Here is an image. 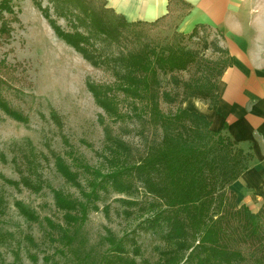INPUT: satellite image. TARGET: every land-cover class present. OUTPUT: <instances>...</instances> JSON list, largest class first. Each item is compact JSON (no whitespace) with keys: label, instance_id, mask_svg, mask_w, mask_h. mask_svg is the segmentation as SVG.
Segmentation results:
<instances>
[{"label":"rangeland","instance_id":"374dc122","mask_svg":"<svg viewBox=\"0 0 264 264\" xmlns=\"http://www.w3.org/2000/svg\"><path fill=\"white\" fill-rule=\"evenodd\" d=\"M98 5L101 4L89 0H0V194L4 200L0 232L8 235L0 243V264H44L46 256L47 264L75 262L63 244L64 254L56 253L60 245L46 235L50 231L46 219L63 222L53 190L81 200L89 190L90 179L153 153L163 145L166 134L173 139V128L163 129L153 116V104L167 117L185 109L187 99L210 105L215 99L217 79L229 63L226 43L215 28L197 24L183 31L177 27L180 5L175 6L178 12L132 26V30L140 32V37L132 38L126 33L129 26L120 27L118 17L102 13ZM101 20L114 28L104 27ZM52 22L64 36L78 31L86 37L81 46L95 54L93 60L58 36ZM121 28L126 37L121 34L119 40ZM120 41L133 52L143 44L155 47L157 54L177 51V58L171 62L176 64L177 55L186 61L166 71L149 56L156 66L150 90L156 89V94L152 97L140 92L138 97L111 89L107 95L116 101L117 112L113 114L97 102L87 84L114 85V71L120 73L123 69L122 64L112 61ZM99 56L104 57L103 62ZM191 118L194 124L189 117L176 123L177 131L182 130L186 137H192L197 128L198 121ZM207 141L212 143L211 156L215 155L217 161L223 155L235 160V171L248 164L246 155L235 145L223 142V138L211 136ZM57 159L71 176L75 175L73 180H67L57 169ZM231 163L230 159L226 161ZM22 177L37 180V188L24 185ZM133 180L128 194L110 187L100 191L94 202L97 207L89 208L82 221L69 226L75 237L72 245L87 255L85 264L101 260L108 246L103 239L108 232L135 240L140 247L136 261L140 257H158L166 226L145 224L144 220L159 207L147 206L153 196L136 178ZM18 203L32 211L35 219H27ZM56 231H52L54 235ZM131 245L129 242L130 248Z\"/></svg>","mask_w":264,"mask_h":264},{"label":"trees","instance_id":"16d2710c","mask_svg":"<svg viewBox=\"0 0 264 264\" xmlns=\"http://www.w3.org/2000/svg\"><path fill=\"white\" fill-rule=\"evenodd\" d=\"M89 1L101 4L98 6L102 13L117 16L120 27L129 26L130 31L126 32L129 38L134 35L140 37V32L137 29L132 30V26L151 23L126 21L110 8L103 6L99 0ZM101 19H106V16H101ZM101 21L104 27L114 28L109 25V22ZM51 25L58 36H63L85 57L93 60L95 54L88 53L87 49L81 46L82 42H86V37L81 36L78 31L73 34L69 32L64 36L61 29L53 22ZM113 32L116 31L113 30ZM126 33L121 28L119 40L122 39V35L126 37ZM124 45V41L118 45L117 56L114 58L110 56L113 62H119L123 67L120 73L114 71L116 74L114 85L111 87V85L96 83L87 84L97 102L113 114H116L117 108H115L116 101L112 96L107 95L112 91L111 89L138 97L141 96L140 92L150 94L152 97L156 94V89L150 90V81L154 82L152 74L156 66L150 62L149 56L159 62L157 66L159 69L166 71H172L186 61L183 56L177 55L176 64L172 63V59L177 58L175 56L177 51L169 50L166 55H163L161 51L157 54L155 47L143 44L138 51L133 52ZM103 58L99 56V59ZM103 61L104 59L101 62ZM155 107H157L156 103L151 107L153 116L156 115L163 129L173 128L171 130V134L175 135L173 139L166 134L163 136V145L153 149V153L148 152L145 157L136 162L120 164L101 174L97 179H90L87 182L89 190L84 193V198L81 200L72 198L59 190H53L54 203L63 212V222L46 219L47 227L50 228L46 235L51 241L60 245L56 253L64 254V247L61 246L63 244L75 258V262L71 261L72 263L69 264H85L87 255L82 254L78 246L72 245L71 242L75 237L70 234L69 226L79 220L82 221L89 208L97 207L94 202L99 199L100 191L110 187L121 194H128L134 185L133 179L136 178L144 191L154 198L147 203V206L159 207L144 220L145 224L166 226L162 234L163 246L157 249L158 257L154 260L140 257L138 262L136 257L140 256V247L135 240L123 236L117 237L108 232L103 238L108 244L107 249L96 264H264V202L258 211L251 212L246 205H237L234 194L225 189L247 167V164L235 171V160L229 158L232 163L226 164L229 159L223 155L217 161L215 155L211 156L213 145L207 140L208 137L216 136L223 138V142L229 145L233 144L232 141L211 131L203 114L180 109L172 117H167L159 113ZM187 117L193 124L194 119L191 117L198 121L192 137L184 136L182 130L181 133L177 131L176 123H183ZM183 129L185 130V126ZM222 145L220 142V146ZM60 162L57 159V169L66 176L67 180H73L75 175L71 176ZM220 169H224L222 173L218 172ZM8 181L17 184L15 181ZM22 182L32 189L37 188L35 184L37 180L22 177ZM3 201V196L0 194V213ZM18 206L19 211L27 219H35L32 211L20 203ZM55 229L57 231L54 235L52 231ZM7 237L8 235L0 232V243ZM28 238L32 241L30 237ZM129 242L132 248L129 247ZM242 248H245V251ZM31 258L35 259V254H32ZM48 258V256L45 257L44 264H47ZM246 258H249L250 263L248 261L246 263Z\"/></svg>","mask_w":264,"mask_h":264},{"label":"crops","instance_id":"0c3cea01","mask_svg":"<svg viewBox=\"0 0 264 264\" xmlns=\"http://www.w3.org/2000/svg\"><path fill=\"white\" fill-rule=\"evenodd\" d=\"M99 1L129 22L154 21L180 5L177 27L209 25L222 35L229 63L217 79L214 104L192 98L184 108L203 114L211 131L246 155L247 167L227 188L237 205L258 211L264 202V0Z\"/></svg>","mask_w":264,"mask_h":264}]
</instances>
